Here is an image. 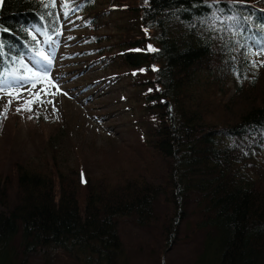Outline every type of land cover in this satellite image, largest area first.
Returning <instances> with one entry per match:
<instances>
[{
    "label": "trees",
    "instance_id": "trees-1",
    "mask_svg": "<svg viewBox=\"0 0 264 264\" xmlns=\"http://www.w3.org/2000/svg\"><path fill=\"white\" fill-rule=\"evenodd\" d=\"M105 5L96 14L114 11L122 22L110 34L114 51L100 58L120 68L109 78L128 75L141 144L167 162L165 178L89 176L52 158L15 164L18 197L0 209V264H131L122 219L153 231L161 246L149 252L160 264L167 249L196 239L191 264H264V66H251L253 44L264 42V0ZM86 20L95 31L99 22ZM33 28L58 30L47 0L0 2V77L37 52ZM155 203L166 211L158 217Z\"/></svg>",
    "mask_w": 264,
    "mask_h": 264
},
{
    "label": "rangeland",
    "instance_id": "rangeland-1",
    "mask_svg": "<svg viewBox=\"0 0 264 264\" xmlns=\"http://www.w3.org/2000/svg\"><path fill=\"white\" fill-rule=\"evenodd\" d=\"M47 1L58 16L56 33L60 35L52 36L56 43L49 48L48 36L34 28L29 34L37 41V52L54 50L53 63L48 67L49 78L67 95H48L42 105L36 102L31 105V111L17 112L18 107L24 108L25 101L33 99L42 88L49 93L56 92V88L47 81L35 82L34 88L32 83L13 85L9 73L4 76L9 86L0 90V209L2 206L10 209L17 200L13 167L18 163L44 164L52 158L60 170L78 166L86 175L98 176L122 169L154 182L165 178L168 170L160 155L141 144L144 126L139 122L131 88L126 82L128 75L109 78L110 71L120 72V68L114 58H100L102 53L114 51L116 39L110 34L117 33L122 19L114 11L96 14L97 9L106 6L107 0ZM88 16L99 22L95 31L87 25ZM98 45L109 49H97ZM36 53L24 58L21 72L10 73L17 77L28 75L24 65L35 69ZM251 55L252 69L264 66L261 63L264 51L253 46ZM153 209L157 217L165 211L161 203H155ZM118 222L128 250L134 253L131 264H160L154 253L149 252L150 246L155 251L161 246L153 231L138 228L131 220ZM195 245L197 239L167 249L165 264H191ZM140 250L142 253L138 254ZM39 263L34 259L30 264ZM55 264L70 263L59 257Z\"/></svg>",
    "mask_w": 264,
    "mask_h": 264
},
{
    "label": "snow or ice",
    "instance_id": "snow-or-ice-1",
    "mask_svg": "<svg viewBox=\"0 0 264 264\" xmlns=\"http://www.w3.org/2000/svg\"><path fill=\"white\" fill-rule=\"evenodd\" d=\"M2 2V0H0ZM53 7L55 4L52 5ZM233 20H236V17H232ZM56 35H60L59 32L56 33ZM47 40L49 42V48L53 44L56 43V41L53 39L52 36H48ZM254 47H259L262 51H264V42L260 43L259 45L253 44ZM149 51L155 52L157 49L152 48L151 45H149ZM55 53L53 51L45 52L43 50L38 51L36 53V59H35V65L37 66L35 69L28 67L27 65H24L26 72L28 75L24 76H19L17 77L15 73H9L8 76L12 77V84L15 85L17 82L20 84L23 83H32L33 88L36 86L35 82H43L47 81L48 84H52L53 87L56 88V92L54 93H49L46 88H42L40 92L35 93V96L31 100L25 101V107L24 108H17V112L21 111H31V105L33 103L39 102L41 105L44 103V98H46L48 95H53L55 96L56 93H62L64 95H67L66 92H63L62 89L59 88V86L53 84L52 80L49 78V73H48V67L52 65L53 59H54ZM264 64V61L261 62ZM153 70H157L153 68ZM8 81L7 78L0 77V90H3L4 88L8 87ZM9 95H13V93H8ZM48 103H52V101H48ZM55 110V108H53ZM83 182V181H82Z\"/></svg>",
    "mask_w": 264,
    "mask_h": 264
}]
</instances>
